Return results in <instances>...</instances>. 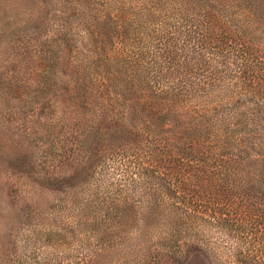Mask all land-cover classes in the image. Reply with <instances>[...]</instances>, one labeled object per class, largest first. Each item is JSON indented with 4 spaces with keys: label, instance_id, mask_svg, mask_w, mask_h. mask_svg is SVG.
<instances>
[{
    "label": "rangeland",
    "instance_id": "1",
    "mask_svg": "<svg viewBox=\"0 0 264 264\" xmlns=\"http://www.w3.org/2000/svg\"><path fill=\"white\" fill-rule=\"evenodd\" d=\"M230 2L228 27L264 42V0H0V264H236L237 244L261 246L264 103L249 100L241 61L219 67L211 55L200 65L214 50L191 30L210 6ZM170 56L166 65L195 83L232 71L206 78L209 88L176 92L166 82ZM161 81L171 105L151 111L146 101ZM201 108L210 114L191 116ZM189 119L234 154L226 170L225 158L200 169L220 187L234 181L233 194L257 197L255 228L240 197L223 198L239 212L238 232L172 197L198 167L163 156H189L181 151Z\"/></svg>",
    "mask_w": 264,
    "mask_h": 264
},
{
    "label": "trees",
    "instance_id": "2",
    "mask_svg": "<svg viewBox=\"0 0 264 264\" xmlns=\"http://www.w3.org/2000/svg\"><path fill=\"white\" fill-rule=\"evenodd\" d=\"M210 8V11L207 12L208 14L202 17V21L200 20V26L191 29L193 30V33H195L194 35L198 34V36H200L202 40H207L206 47L208 50H214V52H208L207 54H204V57H202L200 59L201 61H199L198 63L200 65L208 64V60L211 58V55L215 56V58L218 59L217 63L220 64L219 67L230 62V60L241 61L242 66L237 67V69L238 72L241 73V77L247 78L250 83L251 88L248 91L250 93L249 100L253 101V104L264 103V42H253L251 39L245 38L242 35V31L240 32V30H233L232 28L228 27L229 22L234 20V15L236 13L235 11L237 9V7L234 6L233 3L230 2L226 5L215 7L210 6ZM245 11L251 13L250 10ZM222 19L225 20L227 28L223 24L219 23L222 21ZM238 32L240 33L241 37L238 36ZM187 33L189 37H192L190 31H188ZM211 40L213 41V46H211ZM239 40L241 41L238 42ZM234 46H238L239 48L236 50V53L235 50L233 52L230 51ZM223 47H227V51H224ZM172 58L174 59L173 56H170L169 59L165 58L163 64L170 73V77L167 78L166 82L169 81V83H172L171 86H173L176 92H182L184 88H186V90L190 92L196 91L197 86H201L199 89L207 87L209 88L210 84L207 83V79L212 82H217L219 78L223 74H225L226 70L229 69V71H232V68L223 67L224 69L221 70L218 74H216L217 72H213V74L211 73L210 75H213V77L210 75L206 77L207 79L201 77V79H204L203 82L199 80L195 83L194 81H188L191 77L195 79L194 76L185 75L186 72L184 74L179 72L177 67H173L175 64L166 65L168 64V62L173 60ZM191 69L196 70V67H192ZM163 84L164 83L161 81V91L158 93V95L149 96V99L146 101L149 102L147 106L151 111H161V108L165 110V108H167L168 106L170 107L171 105L170 102L172 101V99L167 100V98L165 97V92L168 87L163 88ZM151 87L158 89L159 84L156 85L155 83H153ZM206 110L207 108H201L195 113H192L191 116L202 118L203 116H207L208 114H210L201 112ZM209 111L213 112L212 109ZM183 125L184 130L189 127H191L192 129L188 132L185 138L181 136V140H183V143L182 148L179 147V149L181 148V151L187 150L189 156L180 157L177 156V151L175 153H172L168 150H163L164 159L167 163L183 164L182 166H189L192 162H194V166L198 167H193L196 171L193 172L190 177L189 174L188 177H185L183 179V187L179 188L178 186H176L172 197L175 194L179 199V203H181V205H184L186 209H189L188 212L192 213L193 215L199 216L201 219L208 218L209 220H213V222L216 221L218 224L232 223L231 226L235 227V232H238L240 229V226L238 225L239 212H232L229 209L226 210V208L223 207V204H226L228 202L223 198H227L226 194L233 197H240L242 203L241 210L243 220L244 217L249 216L253 221L250 227L251 229L255 228V221L252 215H254L256 212V216H258V218H261L260 208L262 205L254 200L257 197L249 196V194L247 196L233 194L232 191H234V181L225 180V182L221 183H225L226 187H220V180H212L213 177L211 176L214 172H209L207 170L205 171L202 168L200 169L201 166H205V161L210 160V158H215L221 161H223V159L225 158L226 160H224L223 162H227L224 166L226 170L228 166L235 163L232 160L234 154L229 151L226 152V154H223L221 152L219 144L214 145V143L218 142L217 137H214L212 139V133L207 132L204 128H201L199 125L195 124L193 119H189V122H183ZM179 133L182 132L180 131ZM204 137H210V141L213 143L214 148L210 147L209 145H207V148H204L203 143L206 142V140L203 139ZM260 170L261 167H259V171ZM259 171L257 170V172ZM217 174L218 172H215V178L218 176ZM165 176L169 177V174H166ZM224 176L228 179V173L225 172ZM216 181H219V184H216ZM246 182L251 183L253 182V180H250L248 178V181ZM176 190H178V192H175ZM211 190L214 191L213 195L210 197L212 201H208V207H206L207 201L205 199H208V193ZM237 203H240V201ZM232 216L234 220L230 219ZM236 219L237 222H235L234 224V221ZM257 226H259L258 223ZM259 232L260 230H258V233ZM256 234L257 233L254 232L253 235ZM258 241L260 242V238ZM237 245L238 247H233L232 253L233 258H235L236 264H264V240L261 244L262 247L259 246L258 249H254L251 248V246H248L243 250V248L239 247V244ZM163 247L167 248L168 245L163 244Z\"/></svg>",
    "mask_w": 264,
    "mask_h": 264
}]
</instances>
